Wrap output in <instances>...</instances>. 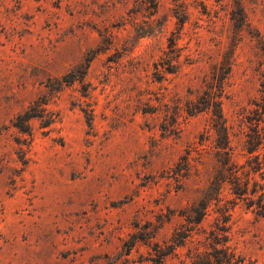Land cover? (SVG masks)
<instances>
[{"label":"rangeland","instance_id":"rangeland-1","mask_svg":"<svg viewBox=\"0 0 264 264\" xmlns=\"http://www.w3.org/2000/svg\"><path fill=\"white\" fill-rule=\"evenodd\" d=\"M177 1L0 0V264H156L161 254L192 264L224 248L264 264V219L233 206L227 185L184 246L171 238L217 157L209 117L183 105L224 53L222 110L237 162L247 159L249 119L264 104V0H240L241 32L233 0H186L181 26ZM37 105L44 118L29 121L30 135L13 127ZM188 153L190 171L175 179Z\"/></svg>","mask_w":264,"mask_h":264},{"label":"trees","instance_id":"trees-1","mask_svg":"<svg viewBox=\"0 0 264 264\" xmlns=\"http://www.w3.org/2000/svg\"><path fill=\"white\" fill-rule=\"evenodd\" d=\"M177 1V0H176ZM235 4L234 20L237 23V31L241 32L245 23V15L240 0H233ZM153 8L156 7V0H151ZM186 0H178L176 9H173L174 18L179 26L183 25L188 17L185 7ZM176 37L169 39L168 59L170 69L169 73L174 74L177 71L179 54L175 44ZM232 54L224 53L223 59L212 66L210 73L203 81L201 91L198 92L193 99L184 102L183 111L189 117H195L200 114H206L209 117V129L215 138L216 162L214 166V174L212 179L201 197L185 211V223L181 228L175 229L172 234V244L175 248L184 246L185 242L191 237L194 228L197 227L204 217L207 215L210 205L221 201L223 187L228 186L229 192L233 197V206L241 203L246 212H250L256 218L264 219V104L256 105L257 109L253 111L254 116L249 119V133L245 134L244 149L247 155L245 163L237 162L234 151L231 147V139L226 124V119L222 110V98L225 91V83L231 73ZM168 65V63H167ZM157 68L158 66L155 65ZM74 79L60 81L62 84H69ZM264 94V91H262ZM33 113L26 111L16 119L13 127L22 133L30 135L29 121L31 119L42 120V108L37 105ZM35 112V113H34ZM51 124L45 121L42 127L47 128ZM90 124V121H88ZM89 126V125H88ZM190 154L182 158L180 169L175 172V179L185 178L189 173ZM180 170V171H179ZM184 171V175L180 172ZM259 178V179H258ZM166 254H161L156 264H162ZM236 264L241 263V258L236 257L233 253H229L226 248L220 252L213 249L212 253L205 254L201 259L192 261V264Z\"/></svg>","mask_w":264,"mask_h":264}]
</instances>
